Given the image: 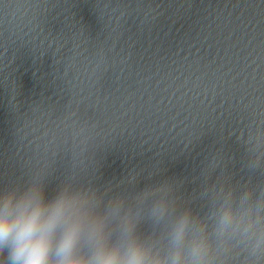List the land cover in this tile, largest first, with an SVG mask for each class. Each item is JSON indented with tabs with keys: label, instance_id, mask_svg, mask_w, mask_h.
Wrapping results in <instances>:
<instances>
[{
	"label": "clouds",
	"instance_id": "clouds-1",
	"mask_svg": "<svg viewBox=\"0 0 264 264\" xmlns=\"http://www.w3.org/2000/svg\"><path fill=\"white\" fill-rule=\"evenodd\" d=\"M84 239L82 223L67 211L63 196L46 202L43 192L34 188L20 199L0 200V264H145L143 252L130 247L126 258L116 249H107L92 229L87 236L95 243L89 257L78 254Z\"/></svg>",
	"mask_w": 264,
	"mask_h": 264
}]
</instances>
